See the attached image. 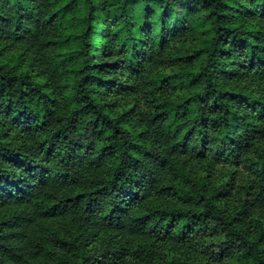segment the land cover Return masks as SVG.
Listing matches in <instances>:
<instances>
[{"label":"clouds","instance_id":"obj_1","mask_svg":"<svg viewBox=\"0 0 264 264\" xmlns=\"http://www.w3.org/2000/svg\"><path fill=\"white\" fill-rule=\"evenodd\" d=\"M0 264H264V0H0Z\"/></svg>","mask_w":264,"mask_h":264},{"label":"trees","instance_id":"obj_2","mask_svg":"<svg viewBox=\"0 0 264 264\" xmlns=\"http://www.w3.org/2000/svg\"><path fill=\"white\" fill-rule=\"evenodd\" d=\"M63 51H67V50L65 49V50H63Z\"/></svg>","mask_w":264,"mask_h":264}]
</instances>
